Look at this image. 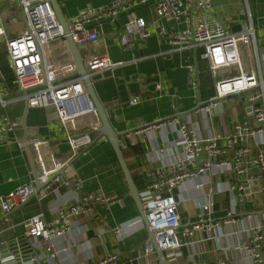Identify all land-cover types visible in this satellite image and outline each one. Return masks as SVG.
I'll use <instances>...</instances> for the list:
<instances>
[{"label": "crops", "instance_id": "obj_1", "mask_svg": "<svg viewBox=\"0 0 264 264\" xmlns=\"http://www.w3.org/2000/svg\"><path fill=\"white\" fill-rule=\"evenodd\" d=\"M58 1L64 18L70 23L80 10H99L113 0ZM214 5L212 15H208L210 22L229 23L233 31L241 30L251 14L257 31V44L242 46L241 52L244 57H250L264 79V0H213ZM130 13L143 18L151 34L145 39L135 36L131 43L124 45L118 38L126 30ZM204 14L202 10L192 12L194 20H201ZM188 17L189 14L183 16L180 23L157 18L149 4L122 10L114 19L97 15L91 27L99 29L103 36L80 47L88 51L93 48L84 60L91 55H107L115 64L94 73L93 83L113 126L121 133L123 153L139 190L150 182V171L176 162L183 156L182 146L176 142L178 132L173 126L167 123L148 128L152 123L180 116L198 123L202 134L225 135L235 131L238 120L248 118L242 104L245 94L223 99L220 103L223 104L222 113L209 115L198 108L199 101L206 102L215 95L217 77L208 60L202 58V47L181 48L172 42L171 35L189 25ZM159 26L164 27L163 35L156 33ZM6 28L7 31L12 29L10 23ZM48 48L49 62L74 59L65 36L51 40ZM98 50L104 52L96 53ZM195 80L197 85H194ZM157 84H161L160 90L156 89ZM136 95H140L142 101L130 104V99ZM25 96L26 92L16 82L6 44L1 43L0 116L7 114L17 118L22 126L10 134V139L0 142V193L30 182L32 168H37L33 148L29 145L28 149H22L18 143L20 140H31L37 133L57 144L56 156L68 161L59 174L61 180H52L45 195L41 192L44 183L34 181V192L27 202L6 213L0 209V242L25 234L30 218L35 214L42 213L47 222L52 221L57 216L58 206L65 202L77 203L83 193H117L121 201L111 204L95 202L90 214L74 217L71 230L52 241L54 256L47 251L45 241L32 240L40 253L39 258L46 264H95L116 253L118 257L114 264H158L156 251L152 254L144 251L145 242L150 240L149 233L136 202L129 195L125 175L109 140L94 132L93 143L72 158L67 131L55 119L54 109L29 106ZM182 113L187 114L182 116ZM249 119L253 122L250 116ZM94 120L96 117L92 116ZM254 143L253 138L248 137L247 144L252 149L248 159L259 149ZM220 146L224 153L212 161L232 160L234 150L227 148L224 140H220ZM242 167L246 168L245 171L237 173L208 166L204 173L193 175L174 188L181 217L180 239L188 244L181 247L182 254L170 264H218L225 258L236 264H250L246 251L241 247L251 227L264 223V194L256 191V181L255 194L239 206L236 221L224 223L234 195L229 189L230 184L244 181L245 176L259 172L251 163L246 162ZM75 176L83 181L80 192L65 182ZM199 184L203 185L198 187ZM208 193H212L215 200L211 220L219 221L220 228L214 231L202 228L191 236L183 235V230L204 223L201 221L204 214L201 205L207 201ZM211 220L205 219V223ZM2 262L0 256V264Z\"/></svg>", "mask_w": 264, "mask_h": 264}, {"label": "built area", "instance_id": "obj_2", "mask_svg": "<svg viewBox=\"0 0 264 264\" xmlns=\"http://www.w3.org/2000/svg\"><path fill=\"white\" fill-rule=\"evenodd\" d=\"M6 0H0L5 2ZM18 1L23 13L24 27L18 32L8 34L7 24H11L14 10L0 6V44L5 43L8 58L16 76V82L21 90L26 92L29 106L52 108L55 119L67 131V142L70 145L72 158L93 143V133L101 126L97 110L91 101L85 87L83 76L77 71L74 59L52 63L48 60V45L58 36L64 37V31L59 25L49 0H10ZM151 5L157 18L180 23L183 16L189 14L186 28L174 32L172 42L179 47H202V58L208 60L209 67L217 77L215 81V95L206 101L201 110L208 112L222 102L223 99L245 94L242 100L248 118L235 124V131L230 134L206 133L202 134L198 123L191 118L182 119L180 116L158 120L148 128L161 127L170 123L178 132L177 145L182 146L183 156L176 162L156 168L149 172L150 182L139 190L143 208L146 211L152 228L156 231L157 241L165 252L168 261L179 257L183 243L180 239L179 227L181 217L179 201L173 190L193 175L204 173L208 166H216L230 171L244 172V163L258 169L253 176H245L244 181L230 184V191L234 193L230 210L224 223L236 221L240 213L239 206L243 205L256 191L264 194V79L252 61H248L241 52L242 46H256L257 31L251 14L243 23L242 29L233 31L229 23L213 24L208 19L213 13V0H113L106 6L96 10L86 8L80 10L70 22V32L79 47L98 41L103 35L99 29L91 27L95 16L116 18L122 10H129L140 5ZM194 10L204 11L201 20H194ZM191 15V16H190ZM209 15V16H208ZM159 35L164 34V27L156 29ZM151 32L147 23L141 17L128 14L125 32L118 40L126 45L134 40L149 37ZM89 72L98 73L115 65L107 55H91L85 60ZM197 85V80L194 81ZM161 84H157L160 90ZM142 101L140 95L133 96L130 104L135 105ZM92 116L96 120L92 121ZM253 119V122L249 119ZM22 126L19 119L7 114L0 116V142L10 139ZM146 128V129H148ZM130 135V134H128ZM248 137H252L257 152L248 159L252 152L247 144ZM224 140L227 148L234 150L233 159L213 162V158L224 153L220 146ZM19 146L28 149L29 145L35 153L37 168L33 166L31 181L11 190L0 193V209L9 212L14 207L27 202L34 192V181L44 183L41 189L43 195L50 188L52 180H61L60 172L65 168L67 161L56 156L57 144L49 139L33 134L31 140H20ZM195 168V171L192 169ZM72 184L75 190L81 191L83 181L75 176L65 181ZM203 184H199L198 187ZM117 193H83L79 195L77 203H62L58 206L55 219L47 222L42 213L30 218V226L25 235L32 240L42 239L46 242L47 251L54 256L52 241L63 237L71 230L73 218L82 214H90L95 202L111 204L121 201ZM215 200L212 193L201 205L204 223L195 224L183 230V235L191 236L197 230L207 228L213 230L220 228L219 221H212ZM207 217V218H206ZM205 219L211 220L205 223ZM246 251L250 264H264V223L251 227L247 239L242 247ZM146 254L155 252L151 240L144 245ZM118 255L112 253L95 264H114ZM218 264H236L228 258L222 259Z\"/></svg>", "mask_w": 264, "mask_h": 264}, {"label": "water", "instance_id": "obj_3", "mask_svg": "<svg viewBox=\"0 0 264 264\" xmlns=\"http://www.w3.org/2000/svg\"><path fill=\"white\" fill-rule=\"evenodd\" d=\"M49 2L54 10L55 17L59 25H61V27L63 28L64 36L73 54L77 71L80 75L83 76V81L88 95L97 110L99 119L101 121V126L97 131L99 137L107 138L115 151V154L128 184L129 195L136 202L141 218L147 227L149 239L155 246V251L159 259L158 264H170L165 252L161 249L157 241L156 231L152 228L151 222L148 219L145 209L143 208L139 187L133 178V175L131 173V170L129 169L123 153L121 133L118 132L113 126L107 108L103 105L97 95L93 83V73L88 71L85 60L81 55V49L75 42L70 32V23L67 22V20L63 16L59 1L49 0ZM220 23L224 22L221 21ZM205 103L206 102L199 101L198 108L205 105ZM219 112H223V104H219L217 108L212 109L210 111V114H218ZM186 114L187 113H182L181 115L186 116ZM39 255L40 253L25 234L18 235L16 237L0 242V256L3 260L2 264H46L42 262V260L39 258Z\"/></svg>", "mask_w": 264, "mask_h": 264}, {"label": "rangeland", "instance_id": "obj_4", "mask_svg": "<svg viewBox=\"0 0 264 264\" xmlns=\"http://www.w3.org/2000/svg\"><path fill=\"white\" fill-rule=\"evenodd\" d=\"M0 6L1 7H7L11 10H14V17L12 18V22L10 24V27L12 29H8V33H12V32H18L20 31L21 29H23V25L24 23H22L24 21V18H23V13H22V8L19 4L18 1H13L11 2L10 0H6L4 3L0 2ZM214 8L216 7L215 5L213 6ZM93 48H90L89 51H91ZM48 51H49V48H48ZM88 50H84V49H81V55L82 57H86V55L88 54L89 52ZM103 53L104 50L102 51H96V53ZM248 61L250 60V57H245ZM94 137V135H93Z\"/></svg>", "mask_w": 264, "mask_h": 264}]
</instances>
